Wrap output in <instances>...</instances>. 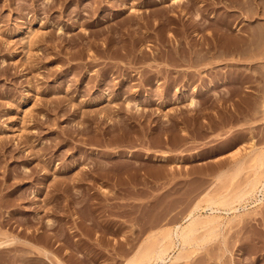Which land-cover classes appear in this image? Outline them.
Here are the masks:
<instances>
[{
	"label": "rangeland",
	"instance_id": "1",
	"mask_svg": "<svg viewBox=\"0 0 264 264\" xmlns=\"http://www.w3.org/2000/svg\"><path fill=\"white\" fill-rule=\"evenodd\" d=\"M262 151L264 0H0V264H264Z\"/></svg>",
	"mask_w": 264,
	"mask_h": 264
},
{
	"label": "bare ground",
	"instance_id": "2",
	"mask_svg": "<svg viewBox=\"0 0 264 264\" xmlns=\"http://www.w3.org/2000/svg\"><path fill=\"white\" fill-rule=\"evenodd\" d=\"M174 1V0H173ZM176 1V0H175ZM175 3H177V2H175ZM260 155L258 156V159H259V161H258V165H259V167L260 166H262L263 168H264V151H262V152H260L259 153ZM261 167V169L262 170H264L263 168ZM263 174H264V171H263ZM262 180V179H261ZM257 181H259V180H257ZM250 185H252V188H249V190H246L245 189V191L244 190H242L241 192H239V194H237V195H235V196H233V197H228V199L227 198H225V196H223V198H222V196H221V198H220V196L218 197L219 199H217V198H215L214 197V199H211V200H208L209 201V205L207 206V207H209L210 208V210H212V212H211V214L214 212L215 213V211H218L219 209H220V207L218 206V205H222L223 206V208H224V205L225 206H228L231 210H235V209H237V208H235V205L236 204H241L242 203V201H246L247 199L249 200V198L250 197H252L253 195H255L256 193H258V190H259V187H261L260 189H261V191L262 192H264V181L262 180V181H259V184H258V182H254V183H252V184H250ZM260 191V190H259ZM260 191V192H261ZM257 196V195H256ZM263 197L262 198H264V193H263V195H262ZM227 197V196H226ZM255 197V196H254ZM262 198H260V199H262ZM231 199V200H230ZM250 199H252V198H250ZM263 200V199H262ZM208 204V203H207ZM196 206H198V204H196ZM200 206V205H199ZM237 206V205H236ZM201 207V206H200ZM206 207V208H207ZM198 208L199 207H195L194 208V210H192V212H190L189 214H188V216H187V221H186V225H183V226H181V225H178V226H176V228H174V230L173 231H169L167 234H166V241L168 240V241H170V242H168V244L169 243H171V245L169 244V246H168V244H167V242H166V244H165V242H164V244L161 246V245H158V246H160L159 248H153L152 250H150L149 249V251H145L143 254H141V257L140 256H138V258H137V256H135L136 257V259H134V258H132L131 259V261H129V263H126V264H157V262L158 261H160V260H165V258H166V256H167V254H168V252H169V250L171 249L170 247H178L177 249H178V252L175 254V255H173V256H171L170 257V260H173V261H176V260H178V259H180V258H182V256L184 255L183 254V252H185L186 251V249L188 248V246H190V244H193V243H191V242H193V241H195V240H193V238H195V237H197V236H195V234L196 233H198L197 231H199V229L202 227V226H204V224L202 223V221H203V219H201L202 217H200V214L198 215L197 214V210H198ZM226 208V207H225ZM229 210V209H228ZM220 211V210H219ZM199 213V212H198ZM210 214V215H211ZM216 214V213H215ZM209 215V214H208ZM214 216V215H213ZM209 217H211V216H209ZM215 218H216V216H214ZM205 218H206V215H205ZM204 223H205V221H203ZM201 224H203L202 226H200ZM205 225H208L207 224V222H206V224ZM205 227V226H204ZM203 227V228H204ZM207 227V226H206ZM197 235V234H196ZM203 237L205 236V235H202ZM200 237V236H199ZM198 237V238H199ZM203 237L201 238L200 237V239H201V241L200 242H202V239H203ZM206 237V236H205ZM165 239V238H164ZM200 239H197L196 238V240H200ZM205 239V238H204ZM193 240V241H192ZM162 242V243H163ZM197 241H195V243L194 244H197L196 243ZM200 242H198V244L200 243ZM197 244V245H198ZM191 246H193V245H191ZM196 246V245H195ZM174 248H173V250H174ZM190 248V247H189ZM176 249V248H175ZM172 250V249H171ZM47 251V250H46ZM45 250H44V252L45 253H47ZM177 251V250H176ZM49 254V253H48ZM48 254H46V255H48ZM183 254V255H182ZM184 257V256H183ZM171 263H173V262H171Z\"/></svg>",
	"mask_w": 264,
	"mask_h": 264
}]
</instances>
